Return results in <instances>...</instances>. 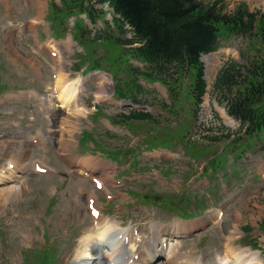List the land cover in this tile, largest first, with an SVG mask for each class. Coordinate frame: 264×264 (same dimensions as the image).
Here are the masks:
<instances>
[{"label":"rangeland","instance_id":"1","mask_svg":"<svg viewBox=\"0 0 264 264\" xmlns=\"http://www.w3.org/2000/svg\"><path fill=\"white\" fill-rule=\"evenodd\" d=\"M9 1V0H5ZM27 4H31L30 0H27ZM34 1V0H32ZM202 3H215L217 8H221L224 13L231 14L238 10V7H242L243 11H247L250 13L258 12L260 14L264 15V0H199ZM25 4V1H24ZM33 7L30 8L26 13L33 12ZM2 14L0 15V51H4V58L7 60L6 69L4 71V75H0L2 83H6L7 85L15 83L16 81L20 84L27 85V82L30 81L23 79L21 77V71L27 73L32 72L31 68L34 70L37 68L38 64L36 62L32 63L30 60L28 61L29 57L26 53V50L15 40V36H11V33L9 29H6V21L2 20ZM7 19V18H6ZM8 20V19H7ZM10 23V22H9ZM263 19L258 17L255 28L252 32V34L245 37L247 40L245 43H243L242 38H233L229 39L228 42L225 43L224 48H229L230 50H234L237 53H241V49L248 48L247 44L250 42L253 47L255 48L256 52L255 54H264V28H263ZM263 28V29H262ZM5 45L6 48H1V45ZM10 46V47H8ZM94 48L92 56H101L104 55V50L102 47ZM9 49H8V48ZM226 52L227 49H223L222 51ZM220 54V59L218 62V55H216V59H214L213 55H207L201 56L202 61L205 65V79L207 83L206 93L203 96V102L199 107V112H204L205 114H209V107H208V100L210 103L213 99H217L216 96H219L218 94H213V82L215 79L216 71L221 67L223 60H226V57L228 54H222L220 52H217V54ZM227 53V52H226ZM254 54V55H255ZM232 56H235V53L232 54ZM236 57V56H235ZM31 58V57H30ZM240 59V57H238ZM224 60V61H225ZM216 61V66L213 70L209 71L208 64L212 65L213 62ZM243 61H241L242 63ZM136 65L143 66L142 64L135 62ZM32 66V67H31ZM40 76L41 78L38 79L40 84V89L42 92L48 95L49 93V86L47 87V84L50 82L49 80V72L45 67L40 68ZM196 77V71H193L191 74L188 73V76L183 78L179 84L184 86V92L185 94L188 92L186 90V86L189 83H192V79H195ZM99 82V81H98ZM110 88V87H108ZM223 93V92H222ZM90 95V94H89ZM164 92L161 93L160 91H154L151 100H154V98L160 99V102H162L164 97ZM90 100L87 101V104H92L95 102V100L92 98V96L89 97ZM36 104L30 105V108L32 112H36L35 108ZM183 106H185L183 109L186 110L188 108V105L183 102ZM204 109H201V108ZM152 109V108H151ZM156 111H159L158 108H155ZM153 110V111H155ZM105 111H109V114L115 115L118 114L117 109L114 108H105ZM185 112V111H184ZM128 114V112H125ZM30 115H34L33 113H29ZM166 114V113H165ZM162 115V113H161ZM180 116H182V119L185 117V113L183 111L180 112ZM165 117H167L165 115ZM194 121V120H193ZM195 122V121H194ZM45 126V122H43ZM140 129L137 127V132L140 135L141 133H145V129L139 126ZM211 127V124H210ZM1 131V130H0ZM49 130L46 128V134L48 135ZM216 131V130H213ZM2 132V131H1ZM52 143H55L51 146V150L47 155L40 154L39 157H43L45 161L50 165H59L61 166L58 159L55 157H58L59 154L55 150V146L58 144V139L55 137L54 139H49ZM226 144L225 140H222L218 142V145L223 147ZM130 145V143L127 141L126 138H120L118 139L113 146H109L111 150L117 152V150H120L119 148H126ZM217 146V145H216ZM214 145L212 148V151L217 149ZM117 147V148H116ZM186 153L180 145H178L173 154L171 155L172 162H170V166L174 169V176L173 179H177L178 177L183 180L186 178L189 171H192L194 169L193 166H189V161L187 159ZM130 153H127V151H122L120 158L124 160L122 157H128ZM178 156V158H177ZM167 158V157H166ZM159 163L161 162L160 159L153 160L152 157H149L146 159V164L149 163ZM144 160H142V164H144ZM168 164V163H165ZM167 166V165H166ZM63 171L65 173H69L64 168ZM232 173L235 174L240 171L239 166H236L233 168ZM171 179V178H170ZM169 181V182H167ZM165 184L157 185L155 186V189L163 195H168V193H171L172 191H178L181 189V187L176 186H170V180H166ZM233 183L237 182L234 180ZM23 188L21 195L19 197L5 200L6 195L1 193V202L3 204H7L4 208V210L0 213L2 220L0 221H7L9 219H13V213L17 212L21 214V218L18 220H15V226L14 227H5L3 224L4 229L2 232V242L3 247L0 249V264H26L23 262V253H35L34 251L39 250V246L36 244V239L34 237V233L39 232V228L35 230L34 224H46L48 227L52 228L54 231L52 235L59 234L62 230V226H67L68 228H71L72 230V237L73 242H76L78 240L80 245V238L84 234L83 231L87 230L90 225V217L88 214V211L86 209L85 204L81 202L80 204L75 205L74 201L78 199V187H79V178L77 176H71L68 179L64 176H36L32 175L27 180H24L20 184ZM52 185L58 186V193L57 196L52 197L48 194V188ZM148 188V187H147ZM137 191V190H135ZM150 191L148 189L145 190V194L149 193ZM168 192V193H167ZM10 201V202H9ZM8 202V203H7ZM54 202V203H53ZM32 216L31 221H26V216ZM159 220V218H158ZM160 221V220H159ZM51 224V226H49ZM83 233V234H82ZM87 233V232H86ZM26 235L29 237L28 241H23L19 239L18 235ZM82 234V235H81ZM84 236V235H83ZM64 252H61L62 256L70 255L72 253V248H66L62 247ZM26 257L27 254H26ZM29 258V257H28ZM29 261H33V259H29Z\"/></svg>","mask_w":264,"mask_h":264},{"label":"trees","instance_id":"2","mask_svg":"<svg viewBox=\"0 0 264 264\" xmlns=\"http://www.w3.org/2000/svg\"><path fill=\"white\" fill-rule=\"evenodd\" d=\"M113 1L135 25L140 37L149 42L146 52L149 57L167 53L183 57L197 68L199 54L213 50L214 34L220 31L221 24L230 32L249 34L260 17L264 26L263 14L242 8L228 14L215 3L199 0ZM256 59L244 72L238 64L223 69L219 80L230 94L228 100L233 111L261 127L264 125V57ZM197 79L196 87L203 93L204 84L198 76Z\"/></svg>","mask_w":264,"mask_h":264},{"label":"bare ground","instance_id":"3","mask_svg":"<svg viewBox=\"0 0 264 264\" xmlns=\"http://www.w3.org/2000/svg\"><path fill=\"white\" fill-rule=\"evenodd\" d=\"M216 55H213V57L216 59L215 57ZM209 65V69L213 70L216 66V61L213 62L212 65ZM209 70V71H210ZM93 78V76H89V79L91 80ZM96 80V79H95ZM103 79H100L98 82V89L97 92L100 93V89H102L104 87L103 84ZM101 99H106L108 98V96H100ZM112 101V99H111ZM63 107V106H60ZM71 115H73L74 113H78L80 112V109L78 107L72 109L70 111H68ZM12 173H10L6 179L4 180V186L0 188V196L1 193L6 195L5 200L7 201L8 199H13L16 197H19V195H21V192L23 190L21 185L18 184H10L13 180H12ZM1 201V198H0ZM93 232H92V228L90 229V232H88L87 234H85L84 236L81 237L80 239V245L78 248V252L76 255L79 256L80 262L76 261L74 264H107L106 261L104 260V258L101 259V250L98 247L95 237L93 236ZM157 237L158 238H162L163 236L160 233H157ZM109 243H111V241L106 243L105 246V250L106 253L109 255L111 254V249H110V245ZM159 255V254H158ZM172 257H174V254H172ZM156 258V254L151 252L150 250H148V252L142 256V261L144 264H151ZM113 264H119V262L117 260H112ZM73 264V263H72ZM158 264H163L162 262H159ZM233 264H255V261H251L250 259H244L242 257L239 256V258L237 259V261H235ZM260 264V261H259Z\"/></svg>","mask_w":264,"mask_h":264}]
</instances>
